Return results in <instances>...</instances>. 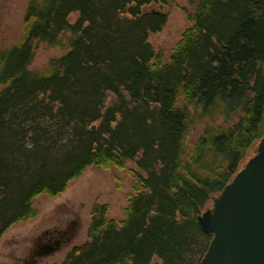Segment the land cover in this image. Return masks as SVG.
Here are the masks:
<instances>
[{
    "label": "trees",
    "instance_id": "1",
    "mask_svg": "<svg viewBox=\"0 0 264 264\" xmlns=\"http://www.w3.org/2000/svg\"><path fill=\"white\" fill-rule=\"evenodd\" d=\"M169 1L28 0L21 37L0 50V238L40 194L132 161L123 218L94 203L62 264H201L212 234L197 215L264 134V0H197L165 59L147 38L166 14L145 7ZM39 42L67 51L34 70ZM126 43L117 73L102 51Z\"/></svg>",
    "mask_w": 264,
    "mask_h": 264
},
{
    "label": "rangeland",
    "instance_id": "2",
    "mask_svg": "<svg viewBox=\"0 0 264 264\" xmlns=\"http://www.w3.org/2000/svg\"><path fill=\"white\" fill-rule=\"evenodd\" d=\"M196 1L170 0L167 4L157 5V8L166 14V21L162 29L159 32L150 33L147 40L156 52H163L165 59H168L182 32L191 25L188 15L193 12ZM27 3L28 0H0V50L16 43L21 37ZM76 18L75 12L69 15L70 22H74ZM134 44L126 43L122 47L125 50L115 48L116 50L112 52L102 51L101 57L106 59L117 73H120V68H126L128 65L126 56L128 58L136 50ZM66 51L64 47L39 42L35 47L30 68L42 69L47 66L50 59L60 57ZM220 121L219 119L218 122ZM201 130L202 125L191 130L189 142L195 140ZM136 169L132 161H128L124 169L111 167L104 170L89 166L81 175L72 179L66 189L58 195L50 197L43 193L37 196L33 201L38 210L37 215L14 224L0 238V262L62 264L72 247L87 240V229L94 203H107L109 217L118 220L123 218L128 196L132 191L131 181L134 177L132 171ZM54 229L68 232L63 249L44 255L35 261L30 259L29 254L35 246L37 237L45 230Z\"/></svg>",
    "mask_w": 264,
    "mask_h": 264
},
{
    "label": "water",
    "instance_id": "3",
    "mask_svg": "<svg viewBox=\"0 0 264 264\" xmlns=\"http://www.w3.org/2000/svg\"><path fill=\"white\" fill-rule=\"evenodd\" d=\"M157 7L150 4L147 11L164 14ZM96 127L92 123L90 129ZM197 222L212 234L201 264H264V134L255 153L197 215Z\"/></svg>",
    "mask_w": 264,
    "mask_h": 264
},
{
    "label": "flooded vegetation",
    "instance_id": "4",
    "mask_svg": "<svg viewBox=\"0 0 264 264\" xmlns=\"http://www.w3.org/2000/svg\"><path fill=\"white\" fill-rule=\"evenodd\" d=\"M67 231L54 229L52 231L45 230L37 237L35 246L31 249L29 254L30 259L35 261L44 255L51 254L57 250H62L65 245V238ZM51 247H55V250L51 253H46Z\"/></svg>",
    "mask_w": 264,
    "mask_h": 264
}]
</instances>
